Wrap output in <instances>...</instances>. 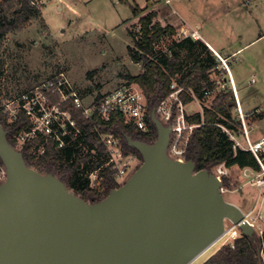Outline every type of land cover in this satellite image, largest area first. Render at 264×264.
<instances>
[{
	"label": "water",
	"instance_id": "obj_1",
	"mask_svg": "<svg viewBox=\"0 0 264 264\" xmlns=\"http://www.w3.org/2000/svg\"><path fill=\"white\" fill-rule=\"evenodd\" d=\"M151 121L153 143L126 137L141 166L96 203L29 167L0 123V264H189L223 236L227 219L255 237L212 171L169 156L172 127L156 106Z\"/></svg>",
	"mask_w": 264,
	"mask_h": 264
},
{
	"label": "rangeland",
	"instance_id": "obj_2",
	"mask_svg": "<svg viewBox=\"0 0 264 264\" xmlns=\"http://www.w3.org/2000/svg\"><path fill=\"white\" fill-rule=\"evenodd\" d=\"M147 4V0H47L41 6L40 16L34 17L26 28L9 33L2 41L1 111L10 114V122L16 120L24 110L21 105L24 102L29 104L26 96L38 98L40 92L47 93L49 90L41 89L42 84L60 80L61 73L87 103L124 84L127 74L136 76L141 73L142 63L132 60L128 47H134V38L141 35V25L133 14V7L144 9ZM179 4L189 12L187 15L191 18H186L187 21L192 19L190 24L201 28L217 53L231 55L242 48L231 64L232 77L234 73L240 77L241 72L244 74V80L237 88L239 100L242 103L250 99L247 105L252 107L250 110L257 107L264 110V37L256 40L264 34V0H181ZM158 10L163 11L162 8ZM177 42L179 37H165L157 45V50L167 52ZM196 53V48L182 50L181 71L194 63ZM212 77L215 78L214 74ZM54 96L52 93V100ZM215 97H204L203 108L204 105L211 107ZM196 109V104L187 107L190 114ZM242 111L248 113L245 108ZM23 115L31 122L26 113ZM246 124L250 125L248 118ZM255 128L249 135L252 140L264 133V118L256 123ZM238 139L248 144L244 135ZM22 146L18 142L17 148ZM88 148L83 145L82 151L88 152ZM126 154L138 156L132 152ZM138 159L141 166L143 160ZM2 166L0 159V168ZM139 166L130 171L120 185ZM238 169H232L228 184L231 192L225 194V199L247 212L255 204L257 190L244 184ZM81 177L82 180L90 177L92 184L96 180L94 172H84ZM223 241L220 240L196 264H202L214 254ZM261 260L264 262L262 255Z\"/></svg>",
	"mask_w": 264,
	"mask_h": 264
},
{
	"label": "trees",
	"instance_id": "obj_3",
	"mask_svg": "<svg viewBox=\"0 0 264 264\" xmlns=\"http://www.w3.org/2000/svg\"><path fill=\"white\" fill-rule=\"evenodd\" d=\"M147 1L144 9L133 7V14L141 25V35L140 38H134V47H128L132 60L142 63V71L136 76L127 74L125 79L142 89L148 99L149 111L171 93V85L177 76H181L178 80L181 86L192 88L196 97L203 99L204 89L213 86L210 79L211 70L215 66L213 52L201 40L191 37L180 40L167 52L157 50L159 42L167 35H173L175 29L171 26L164 27L155 21L158 12L154 4L157 0ZM40 15L41 9L33 6L32 0H1L0 46L9 33L26 28L34 17ZM192 48L197 50L196 60L187 70L181 71V52ZM182 98L186 104L194 100L187 91L182 93ZM53 99L59 100L57 95ZM233 105L234 95L221 93L214 99L211 107H205L203 113H196L188 118L191 123L200 125L194 130L188 147V158H193L197 170L212 171L221 163H226L228 168L259 169L255 155L241 148L234 149L233 142L221 128L222 125L236 129L237 123L232 120L231 115ZM62 108L71 112L77 125L76 128L69 126L71 133L64 137V147L58 148L57 142L49 141L45 155L38 157L37 151L43 140L38 137L20 150L29 167L43 174L52 173L84 200L90 203L99 202L112 189L121 186L116 181V172L107 164L109 155L106 146L100 142V135L114 133L120 139L125 153H135L143 160L140 152L129 146L126 137L153 143L157 139V129L150 122V135L137 132L131 124H125L122 116L118 114L113 115L110 121L103 120L98 114L86 119L71 101L62 104ZM23 114L10 122V114L0 110V123L9 132V141L16 148L18 135L30 129V122ZM83 145L89 146L88 152L82 151ZM33 148L35 154L30 153ZM84 172H94L96 180L93 184L90 177L82 180L81 175ZM230 182L229 178L224 179V185L228 186ZM263 244L264 239L242 236L236 241L235 248L230 245L221 246L202 264H264L260 257Z\"/></svg>",
	"mask_w": 264,
	"mask_h": 264
},
{
	"label": "built area",
	"instance_id": "obj_4",
	"mask_svg": "<svg viewBox=\"0 0 264 264\" xmlns=\"http://www.w3.org/2000/svg\"><path fill=\"white\" fill-rule=\"evenodd\" d=\"M1 1V0H0ZM47 0H32V5L41 9V6ZM162 1V0H157ZM164 1V0H163ZM190 37L194 40H202V36L194 31ZM215 58V66L211 70L210 79L212 87L204 89V97L211 98L214 95L217 97L221 93H234L237 95L236 84L232 77L231 64L235 54L213 53ZM215 76L213 78L212 76ZM60 80L50 83L46 81L42 84L41 89L48 91L47 93L40 92L38 98H30L26 96L28 105L22 104V113H26L30 117V129L20 133L17 137L19 143L26 145L31 143L36 138H43L39 146L38 157L45 155L46 144L49 141L58 143V148H63L65 145L64 137L71 133L69 126L76 128V121L72 118L71 112L64 110L62 104L71 101L74 106L82 111L86 119L92 118L96 114L101 116L103 120L110 121L113 115H121L125 124H131L137 132L147 135L151 134L150 122L151 111L148 107V99L142 89L133 82L126 81L124 84L107 94L100 95V98L87 103L81 93L73 88L65 74L59 75ZM181 76H177L171 85V93L160 100L157 107V116L165 124H170L172 127L171 140L168 148V154L171 158L186 161L188 159V147L191 136L196 128L200 125L191 123L190 114L187 110L188 104L183 101L182 93L188 92L194 99H198L192 88L186 89L178 83ZM186 89V90H185ZM52 93L58 96L59 100H52ZM215 97V98H216ZM1 110V109H0ZM232 120L237 123L236 129L227 128L221 125L224 133L233 142V148H241L255 155L259 163V169L246 167L238 169L244 184L249 185L257 190L256 201L254 206L247 212H244L245 220L249 222L255 234L261 240L264 239V137L259 141L251 143L249 135L253 131L246 125L249 115L242 112L240 106L234 104L231 107ZM15 117L14 115H12ZM69 124V125H67ZM79 133V130H77ZM239 135H244L248 146L242 140H239ZM22 141V142H21ZM100 142L107 148L109 155L108 165L116 172L115 178L117 183L121 184L130 171L139 166V157L134 154L124 153L120 139L114 133L101 134ZM35 154L33 148L30 152ZM212 171L222 182L221 188L223 194L231 192V189L224 185V179H231L232 169L228 168L226 163H221L214 167ZM6 170L2 166L0 168V181L5 180ZM239 189V188H238ZM237 190V189H236ZM234 190V191H236ZM245 236L240 229V224H235L232 220L227 219L225 233L220 238L224 240L221 246L230 245L235 248L236 241ZM264 256V244L260 250V257Z\"/></svg>",
	"mask_w": 264,
	"mask_h": 264
},
{
	"label": "crops",
	"instance_id": "obj_5",
	"mask_svg": "<svg viewBox=\"0 0 264 264\" xmlns=\"http://www.w3.org/2000/svg\"><path fill=\"white\" fill-rule=\"evenodd\" d=\"M180 1L181 0L156 1L157 5L155 6V9H157L158 15H157L155 20L156 21L158 20L157 22H160L162 24V26H164V27L171 26V27H173L175 29V33L173 35L169 34L166 37H169V36L179 37V41H180V40H183L185 38L190 37V35L194 31H197L202 36V40L201 41L209 48V50H211L213 53H217L215 48L212 47V45L210 44L208 38L201 31V28L199 30L197 27L196 28L193 27V25L190 24V23H192V19L190 21H187V19H190L191 17H189L187 15L189 12H187L185 9H183V7L179 4ZM159 8H162L163 11L158 10ZM262 37H264V34L263 35L260 34V37L257 38L256 40H258V39H260ZM241 50H242V48L238 49L237 51H234L232 54H235V56L236 55L238 56V52H240ZM241 76L242 77H240L239 75L234 73L233 78H234V81H235V84H236V90H237L238 86H240L241 81L244 80L243 79V77H244L243 72H241ZM232 94H234V93L232 92ZM236 98H237V104L240 106L241 110H243L245 108L247 110L246 112H248L249 114L251 113V115H249V117H248V121L250 123V125H248V127L252 128L253 129L252 132H254L255 129H256L255 128L256 123H258L260 120H262L264 118V110H262L259 107L250 110L252 107H247V105L250 103L251 100L250 99L249 100H244L241 103L240 100H239V97H238V90H237L236 97L234 95V104H236ZM196 100L194 99L191 103L188 104V107L193 105V104H196V106L198 107V109H196L195 111H193L191 113L193 115L196 114V113H203L201 111H203L205 107H208V105H204L205 107L203 108L202 99L198 98ZM263 137H264V133H261L257 138H253V140H252L251 137H250L249 140L252 143V142H254V139H255V142H256V141H259ZM246 145L248 146L249 144H246ZM234 168H236V167H233L231 169H234Z\"/></svg>",
	"mask_w": 264,
	"mask_h": 264
},
{
	"label": "bare ground",
	"instance_id": "obj_6",
	"mask_svg": "<svg viewBox=\"0 0 264 264\" xmlns=\"http://www.w3.org/2000/svg\"><path fill=\"white\" fill-rule=\"evenodd\" d=\"M220 241V239H218L217 241H215L212 245H210L205 251H203L198 257H196L191 263L189 264H196L199 260H201L209 251H211V249H213L216 244H218V242Z\"/></svg>",
	"mask_w": 264,
	"mask_h": 264
}]
</instances>
